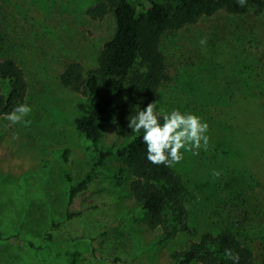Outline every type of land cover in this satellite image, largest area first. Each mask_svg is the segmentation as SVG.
<instances>
[{
  "label": "rangeland",
  "instance_id": "obj_1",
  "mask_svg": "<svg viewBox=\"0 0 264 264\" xmlns=\"http://www.w3.org/2000/svg\"><path fill=\"white\" fill-rule=\"evenodd\" d=\"M92 2L0 0V33L24 70V103L32 108L27 127L0 116V264H173L169 254L205 232L264 239V64L257 55L264 52V12L254 9L221 10L162 37L167 77L150 102L193 112L209 125L207 148L172 165L187 231L157 242L162 231L144 224L115 153L68 203L69 184L94 167L98 150L123 143L111 122L96 145L79 133L78 103L95 98L57 79L69 61L92 67L115 30L113 12L87 16Z\"/></svg>",
  "mask_w": 264,
  "mask_h": 264
},
{
  "label": "trees",
  "instance_id": "obj_2",
  "mask_svg": "<svg viewBox=\"0 0 264 264\" xmlns=\"http://www.w3.org/2000/svg\"><path fill=\"white\" fill-rule=\"evenodd\" d=\"M250 9L264 12V0H247L243 6L237 0H93L86 8L87 16L102 19L113 12L115 30L98 49L92 67L69 61L57 79L63 86L95 98L89 103H78L80 114L73 118L79 133L96 145L111 122L123 143L115 151L98 150L94 167L81 180L69 184L68 203L87 188L95 166L115 153L122 162L119 171L130 176L129 190L135 204L144 212V224L150 230L162 231L157 242L187 231L180 175L172 165H154L145 159L142 133L132 132L127 120L153 99L167 77L161 48L162 37L167 32L193 28L202 17L221 10L245 15ZM9 47L0 33V116L24 103L29 90L24 70L10 54ZM257 55L264 64V52ZM65 177L71 182L67 170ZM120 178L119 175L117 179ZM79 214L68 213L66 220ZM105 234L100 233L102 237ZM225 249L239 254V264H264L263 238L239 236L228 230L205 232L169 255L173 264H233L225 257ZM112 261L119 259L115 257Z\"/></svg>",
  "mask_w": 264,
  "mask_h": 264
},
{
  "label": "clouds",
  "instance_id": "obj_3",
  "mask_svg": "<svg viewBox=\"0 0 264 264\" xmlns=\"http://www.w3.org/2000/svg\"><path fill=\"white\" fill-rule=\"evenodd\" d=\"M247 0H237L243 6ZM204 39L200 44H205ZM32 111L28 103H20L4 115L10 124L21 123L25 127L30 120H25ZM127 127L134 133H142L140 139L144 146L145 159L154 165L171 166L179 163L186 152L198 154L201 148H207L209 142V125L206 120L193 112H181L178 108L165 111L157 107L155 101L147 103L143 109L138 108L135 115L127 120ZM183 149V151H181ZM214 175H219L214 172ZM224 255L233 264H239V254L225 249Z\"/></svg>",
  "mask_w": 264,
  "mask_h": 264
}]
</instances>
